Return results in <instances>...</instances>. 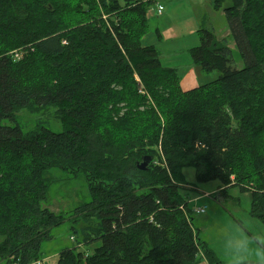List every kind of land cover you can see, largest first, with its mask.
<instances>
[{
  "label": "trees",
  "instance_id": "obj_1",
  "mask_svg": "<svg viewBox=\"0 0 264 264\" xmlns=\"http://www.w3.org/2000/svg\"><path fill=\"white\" fill-rule=\"evenodd\" d=\"M232 2L225 15L245 66L233 69L228 43L202 30L190 57L219 77L184 90L143 44L155 0H0V158L17 161L0 166L1 259L40 262L66 221L42 208L53 169L83 172L91 197L76 209L83 241L57 264H194L202 246L213 263L196 242L190 167L197 182H219L224 200L231 188L249 194L264 225V0ZM35 105L56 108L59 132L17 123ZM144 156L154 157L146 172Z\"/></svg>",
  "mask_w": 264,
  "mask_h": 264
},
{
  "label": "rangeland",
  "instance_id": "obj_2",
  "mask_svg": "<svg viewBox=\"0 0 264 264\" xmlns=\"http://www.w3.org/2000/svg\"><path fill=\"white\" fill-rule=\"evenodd\" d=\"M173 4H177L174 6ZM162 5L166 8L164 16L152 14V10ZM220 5V6H219ZM233 5L232 0H156L149 11V33L144 41L145 45H153L160 53L164 65L178 66L182 87L187 90L216 80L217 71L199 72L193 66L189 51L200 45V33L208 30L214 33L218 41H226L233 50V69L241 70L245 66L240 52L236 47L230 31V23L225 15V9ZM154 7V8H153ZM146 37V36H145ZM144 37V38H145ZM144 40V39H143ZM66 44V43H64ZM20 56V57H19ZM21 59L23 54H19ZM185 77V78H184ZM56 108L34 107L24 108L18 112L17 123L25 130H33L36 126H44L55 132L61 130V123L57 118ZM4 124L15 126L9 121ZM158 157V155H156ZM158 159V158H157ZM157 161V160H156ZM13 162V163H12ZM160 163L159 161L157 164ZM9 167L17 164L16 160L6 162L5 157L0 158V166ZM189 185L196 187L188 194L190 207L194 208L193 223L197 244H206L214 254L213 263L207 260L205 246L201 247L194 264H229L222 247L224 239L223 228L242 223L248 234L264 230L262 222L251 216V196L242 194L238 188H231L228 193L230 200H224L219 191V182H197L195 169L185 168L183 171ZM50 188L42 208H49L53 213L66 217V221L52 230L53 239L43 243V259L36 264H57L60 254L77 246V241H83L81 219L75 222L76 209L83 207L91 201L88 182L83 172H67L53 169L47 174ZM185 189V188H184ZM185 194V193H184ZM214 195V196H213ZM203 208V209H202ZM75 229L78 233H75ZM72 237H76L75 241ZM77 239V240H76ZM1 242V239H0ZM100 245L95 242L81 247L82 251L91 253ZM0 264H7L0 257Z\"/></svg>",
  "mask_w": 264,
  "mask_h": 264
},
{
  "label": "clouds",
  "instance_id": "obj_3",
  "mask_svg": "<svg viewBox=\"0 0 264 264\" xmlns=\"http://www.w3.org/2000/svg\"><path fill=\"white\" fill-rule=\"evenodd\" d=\"M222 247L229 264H264V230L248 234L242 223L225 226Z\"/></svg>",
  "mask_w": 264,
  "mask_h": 264
},
{
  "label": "water",
  "instance_id": "obj_4",
  "mask_svg": "<svg viewBox=\"0 0 264 264\" xmlns=\"http://www.w3.org/2000/svg\"><path fill=\"white\" fill-rule=\"evenodd\" d=\"M154 162V157L153 156H144L141 161L137 163V168L140 171H148Z\"/></svg>",
  "mask_w": 264,
  "mask_h": 264
},
{
  "label": "crops",
  "instance_id": "obj_5",
  "mask_svg": "<svg viewBox=\"0 0 264 264\" xmlns=\"http://www.w3.org/2000/svg\"><path fill=\"white\" fill-rule=\"evenodd\" d=\"M156 1V0H155ZM174 6H176L177 4H173ZM160 6V5H159ZM162 6V5H161ZM156 10V9H155ZM165 11H166V8H165ZM152 14H155V13H153V12H151ZM166 14V13H165ZM164 14V15H165ZM164 15H162V16H164ZM150 16V15H149ZM147 37L148 36H146L145 38H144V40H143V44H144V46H153V45H145V43H144V41L147 39ZM229 46V45H228ZM193 66H195L194 64H193ZM168 67V66H167ZM170 67H172V68H174V69H177V71H178V75H179V68L180 67H178V66H174V65H170ZM195 69L198 71L197 73L198 74H200L201 73V71L197 68V67H195ZM200 72V73H199ZM179 78H180V80H181V77H180V75H179ZM185 78V77H184ZM182 83V82H181ZM181 86H182V84H181ZM198 87V86H197ZM183 88V87H182ZM195 88V87H194ZM184 89V88H183ZM191 89H193V88H191ZM185 90V89H184ZM187 90H190V89H187Z\"/></svg>",
  "mask_w": 264,
  "mask_h": 264
},
{
  "label": "built area",
  "instance_id": "obj_6",
  "mask_svg": "<svg viewBox=\"0 0 264 264\" xmlns=\"http://www.w3.org/2000/svg\"><path fill=\"white\" fill-rule=\"evenodd\" d=\"M156 11H157L158 14H162L164 12V7L163 6H158V9H156ZM16 56H18V55H16Z\"/></svg>",
  "mask_w": 264,
  "mask_h": 264
},
{
  "label": "bare ground",
  "instance_id": "obj_7",
  "mask_svg": "<svg viewBox=\"0 0 264 264\" xmlns=\"http://www.w3.org/2000/svg\"><path fill=\"white\" fill-rule=\"evenodd\" d=\"M161 153V152H160ZM203 209V208H202Z\"/></svg>",
  "mask_w": 264,
  "mask_h": 264
}]
</instances>
